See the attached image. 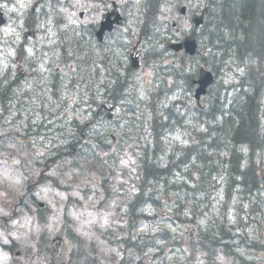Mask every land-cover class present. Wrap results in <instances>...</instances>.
<instances>
[{
	"label": "rangeland",
	"instance_id": "rangeland-1",
	"mask_svg": "<svg viewBox=\"0 0 264 264\" xmlns=\"http://www.w3.org/2000/svg\"><path fill=\"white\" fill-rule=\"evenodd\" d=\"M166 1L157 10L153 37L155 32L145 26L152 24L144 16L145 0H0L9 17L0 30V101L6 85L21 78L18 66L7 71L9 57L14 60L24 50L33 61L37 52L38 70L44 73L39 79L43 89L37 92L44 112L32 118L42 125L35 147L33 142L27 147L36 138L33 131L31 139L17 142L20 127L10 134L0 110V264H237L239 257L245 264L253 250H258V264H264V245H253L264 244V60L247 65L243 76L245 67L233 73L226 67L230 57H225L220 75L197 107L196 86L187 85L199 79L197 70L206 64V41L199 32L195 59L171 52L170 42L182 40L193 26L176 10L181 5ZM190 1L189 15L199 9V0ZM111 9L121 13L123 24L112 39L99 43L95 33ZM82 10L86 13L80 20ZM139 25L145 36L155 39L154 48L139 38ZM110 43L116 44L118 62L106 61L104 48ZM131 54L139 57L137 71L129 70ZM107 68L112 82L104 89ZM30 70L25 68L26 74ZM122 82L121 96L113 100L118 92L114 87ZM174 102L179 105L171 116ZM211 107L214 117L222 116L217 121L227 133L244 138L257 130L262 147L249 150L229 141L231 149H238L232 154L222 150L218 162L207 161L214 155L208 148L218 145L205 143L216 127ZM234 118H248L241 131H234ZM144 161L169 169L168 180L143 183ZM233 162L240 168L234 171ZM252 165L258 189H238L239 178ZM215 170L203 187L206 192L196 200L187 196L195 187L202 190L203 175ZM138 185L146 199L139 209L129 207ZM236 189L241 193L237 205ZM62 229L63 243L55 251L50 245ZM129 234L152 244L136 254L122 245ZM249 242L253 250L246 248ZM2 246L32 258L14 260Z\"/></svg>",
	"mask_w": 264,
	"mask_h": 264
},
{
	"label": "trees",
	"instance_id": "trees-1",
	"mask_svg": "<svg viewBox=\"0 0 264 264\" xmlns=\"http://www.w3.org/2000/svg\"><path fill=\"white\" fill-rule=\"evenodd\" d=\"M211 3H209L206 7V15H208V19L205 20L203 26L201 27V32L204 34V39L206 41V47L212 46V47H223L222 50L217 51H211L212 54L215 52L216 55L212 58H207L205 60V63L210 67H217L220 65L224 60L225 57H230L229 61L226 63V67L230 68V71L235 73V70L238 69V66L245 67L241 73V75H245L248 71L247 65L250 63H254L255 61H260L261 57L264 60V0H210ZM154 5L151 3L148 4V7L145 8L144 16L146 21L151 20L154 21L156 15H157V9H154ZM67 45V41L65 43V46ZM230 47H240V49L236 50H230L228 48ZM107 58L115 59L118 62V54L113 53L107 54ZM109 60V61H110ZM125 65V70L126 64ZM116 66H118L116 64ZM109 70V68H107ZM118 70V69H115ZM245 71V72H244ZM111 73V72H110ZM98 75H100V71H98ZM112 75V74H111ZM115 79H117V76L114 75ZM177 78V76H175ZM252 77H254L252 75ZM112 79L108 77L107 83H111ZM120 88H123V82L117 83L114 87V92L116 93H122ZM112 91V90H111ZM255 94V93H250ZM248 110L250 109L249 105ZM171 116L173 115V111H175V105H171ZM210 111V118L214 122L215 130H212L214 132L211 137L214 136L213 139L209 137V139H205V143L210 144H218L215 148L212 149L208 148V151L214 152L210 158L207 157V161L214 158L215 161H219L222 154V150L225 153H231L235 149H231V147L227 144L229 141H238L241 143H247L246 140H242V136L240 135L238 139L236 138L235 134L227 133L225 128L227 127H221V123L217 121L219 117H214L213 115V107L209 109ZM246 116V115H245ZM226 117L224 116V120ZM242 119L241 123L239 124V128H241L245 123H247L248 118H240ZM79 128V127H78ZM231 131V130H229ZM79 135H81L82 131L79 128ZM203 138V137H202ZM202 138H199V140H202ZM247 140L252 141H258L259 137H257V130H254L248 134L246 137ZM206 140H209L206 142ZM204 142V141H203ZM99 144H102L99 142ZM207 144V145H210ZM105 145L104 143L100 146ZM262 147L261 144L257 146L256 149H260ZM202 157H206V155L201 154ZM202 163H206L203 162ZM143 165V174L144 177L142 179L143 183L149 182L153 180L154 182H166L168 180L169 176V169H161L158 168L157 165L153 162H149L147 164V161H144L142 163ZM212 166V165H211ZM234 171L240 166L233 162L231 164ZM215 171H208L205 175H203V186L202 190L197 191L198 187H195L191 191V195L187 192V196H191L196 200V198L200 195V193L206 192L203 187L211 181V177ZM238 173V172H237ZM251 173V171H249ZM252 177V176H251ZM141 184V180H140ZM169 186V183L166 184ZM171 186V187H170ZM170 188H175L174 184H171ZM209 186V185H208ZM138 187V193L135 195V199L129 203V207L135 206L138 209L142 207L144 201V198L140 196L139 194V187ZM210 187V186H209ZM177 190V189H175ZM183 195V192H182ZM177 202V208L180 205L181 201L180 198L176 199ZM137 209V210H138ZM195 208H192L191 214L195 215ZM133 212V210H132ZM138 214V213H136ZM185 219L183 222H186L188 218V214L184 212ZM209 236H206V239L212 240L211 234L207 233ZM156 234L154 235V237ZM218 245L219 241L217 239ZM152 244V241H142V239L137 236L135 239H133V236L129 234L126 239H124L122 245L129 250H132L136 254L141 253L145 248L149 247ZM227 246V244L225 245ZM228 247V246H227ZM227 253V251H226ZM241 260V258L239 257ZM246 264H251V262H247Z\"/></svg>",
	"mask_w": 264,
	"mask_h": 264
},
{
	"label": "flooded vegetation",
	"instance_id": "flooded-vegetation-1",
	"mask_svg": "<svg viewBox=\"0 0 264 264\" xmlns=\"http://www.w3.org/2000/svg\"><path fill=\"white\" fill-rule=\"evenodd\" d=\"M166 3L170 4H184L185 1L184 0H167ZM116 27L113 26V29L110 32L105 33V35H103V39H112L114 33L116 32ZM68 47H70V43L68 42ZM67 47V48H68ZM116 47L115 43H110L108 45V47L104 48V52L106 50L109 51H113L114 48ZM36 55L33 56V61H31L28 57H26V52L23 50L22 53L18 52L16 58H15V62L18 65V69L17 71L19 72V74L21 75L20 79H17V81H15L14 83H8L5 87V93L6 95L4 96V108H5V116L8 119L7 122L10 123L13 127H22L23 128V119L25 116L30 117V119L32 118H38V116H40L43 112V103L42 101H40L37 98V94H36V90H37V86L34 85L33 89L31 91L26 90V87H28L27 82L25 81L26 78H28L29 80H36L37 81V75H35V73H33L31 70L28 72V74H26L24 72L25 68H29V69H34L35 66L37 65L40 56L38 55L37 52H35ZM64 53V51H63ZM68 59L70 60V54ZM47 69V68H46ZM108 69L106 71V73L104 74V76L106 77L105 79V85H107V80H108V76H112L111 73L109 72L108 74ZM40 79V78H38ZM35 84V83H34ZM42 86L44 85H40V88H42ZM195 87V86H194ZM29 88V87H28ZM191 92V91H189ZM108 92H105L104 94H106ZM106 96L110 97L111 95H107ZM120 94H114L113 96H111V98L113 100H115L116 98L120 97ZM53 103L51 102L50 105H52ZM103 111H106V108H102ZM245 114H248L249 111H244ZM235 119V123H234V131L236 130H240L241 128H239V124L241 123L242 119H238V118H234ZM29 125L28 127L32 130L33 125L34 128L36 127V124H34V122H32L31 120L28 122ZM232 134V133H231ZM236 138L238 139V137L240 136V134H235ZM242 136V134H241ZM246 140L247 143H242L241 145H246L249 147V150L252 148H257V146L259 144H263V137H260L259 140L256 141H252V140H247L246 137L242 138L241 141ZM232 141V140H231ZM114 145V144H112ZM27 147L29 149H31V145L27 144ZM235 149H238L235 148ZM256 166H251L249 167V171H251V173H248L246 175V177H242L239 178V187L238 189H249L248 192L252 191V190H257L258 189V183L256 180V174H254V170H255ZM253 175L255 180H251V176ZM242 175H240L241 177ZM236 185V184H234ZM237 193L235 192L234 196H233V203H236V199L238 198V195L240 196L241 193L239 192V190H237ZM238 194V195H237Z\"/></svg>",
	"mask_w": 264,
	"mask_h": 264
},
{
	"label": "water",
	"instance_id": "water-1",
	"mask_svg": "<svg viewBox=\"0 0 264 264\" xmlns=\"http://www.w3.org/2000/svg\"><path fill=\"white\" fill-rule=\"evenodd\" d=\"M181 12L184 13L185 9L182 8ZM79 17L83 16V13L80 12L78 13ZM3 21H1L2 23ZM193 22L195 23V28L190 37H186L184 42L181 44H171L170 48L174 51H179L181 49H184V51L190 55H193L195 53L196 49V44H195V36H196V29L199 24L202 22L201 17L194 16L193 17ZM106 23L101 24V28L98 30L96 33V37L98 38L99 41L102 39V35L104 33L105 29H109V27H106ZM212 83V75L209 72L206 71H201L199 74V79L197 81L198 87L195 91V98L198 101L201 95H204L207 91V88L210 86Z\"/></svg>",
	"mask_w": 264,
	"mask_h": 264
},
{
	"label": "bare ground",
	"instance_id": "bare-ground-1",
	"mask_svg": "<svg viewBox=\"0 0 264 264\" xmlns=\"http://www.w3.org/2000/svg\"><path fill=\"white\" fill-rule=\"evenodd\" d=\"M223 88H224V87H223ZM216 89H217V88H216ZM219 89H220V88H219ZM225 89H226V88H225ZM214 90H215V89H214ZM217 90H218V89H217ZM219 91H220V90H219ZM221 91H222V90H221ZM163 93H164V92H163ZM211 93H212V92H211ZM215 93H216V92H215ZM209 94H210V92H209ZM218 95H219V94H218ZM208 96H209V95H208ZM210 98H211V97H210ZM219 98H220V97H219ZM158 99H159V98H158ZM212 99H213V98H212ZM216 99H217V98H216ZM208 100H209V99H208ZM192 101H193V100H192ZM255 106H256V105H254V107H255ZM256 107H257V106H256ZM253 110H255V109H253ZM256 110H259V109H256ZM252 112H253V111H252ZM254 112H256V111H254ZM254 112H253V113H254ZM257 112H258V111H257ZM240 114H241V113H240ZM242 115H243V114H242ZM256 123H257V122H256ZM257 124H258V123H257ZM77 129H78V128H77ZM260 131H261V130H260ZM250 176H252V177H251V180H255L254 177H253V175H250Z\"/></svg>",
	"mask_w": 264,
	"mask_h": 264
}]
</instances>
